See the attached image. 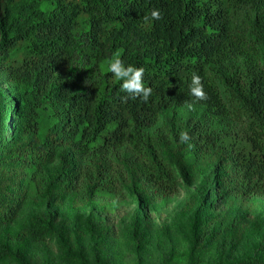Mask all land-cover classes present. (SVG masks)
<instances>
[{
	"label": "trees",
	"instance_id": "16d2710c",
	"mask_svg": "<svg viewBox=\"0 0 264 264\" xmlns=\"http://www.w3.org/2000/svg\"><path fill=\"white\" fill-rule=\"evenodd\" d=\"M153 9L162 19L145 22ZM117 51L125 66L145 69L143 83L152 88L147 102L125 100L122 81L107 71ZM0 73L16 88V97L3 106L0 86V226L14 219L23 188L37 170L60 153L62 169L47 185L48 202L57 203L83 179L88 196L99 198L109 181L108 157L120 159L130 134L136 146H145L147 130L161 118L172 128L173 141L167 143L179 151L181 174L196 154L211 153L216 167L209 189L224 163L230 177L236 176L227 192L264 196V0H0ZM193 73L202 77L207 99L189 111L185 102L194 101ZM220 85L247 114L246 130L229 122ZM11 129L18 138L8 139ZM181 132L189 134L187 142L180 141ZM147 147L154 160L132 163L130 175L145 193H177L173 171L156 161L152 144ZM95 156L104 162L89 178L82 169L74 172L72 158ZM212 202L221 207L217 195ZM51 233L88 264L87 256L73 251L56 212L47 208L32 220L29 234L40 241ZM2 255L6 259L10 251L5 248ZM16 258L30 264L24 253ZM227 264L264 260L251 256Z\"/></svg>",
	"mask_w": 264,
	"mask_h": 264
},
{
	"label": "rangeland",
	"instance_id": "374dc122",
	"mask_svg": "<svg viewBox=\"0 0 264 264\" xmlns=\"http://www.w3.org/2000/svg\"><path fill=\"white\" fill-rule=\"evenodd\" d=\"M259 62L263 66L261 58ZM0 86L6 106L16 97V88L1 73ZM220 88L229 108V122L236 130H246L250 121L244 109L222 85ZM177 113L172 111L170 116ZM169 124L161 118L149 128L145 146H136L130 134L120 150V159L108 157L109 181L99 198L88 196V181L83 179L77 189L68 193L61 190L60 200L50 204L47 185L62 169L61 153L38 169L35 179L23 188L14 219L0 226V264H22L17 253H24L30 264H83L76 254L59 245L57 234L40 241L30 237L32 220L47 208L56 212L58 222H63L70 233L73 251L87 256L88 264H227L251 256L264 260V196L227 192L236 176L230 177L232 171L224 163L209 189L207 182L216 167L211 153L196 154L181 174L176 166L179 151L167 143L173 141ZM17 136L18 131L11 129L8 139ZM150 144L156 151V161L173 171L180 185L177 193H145L144 186L130 175L132 163L140 165L142 161L145 165L154 160L147 147ZM103 160L95 156L91 160L72 158L70 162L74 172L84 170L87 179ZM225 177L229 179L224 184ZM24 180L22 177L19 182ZM213 195H217L221 207L212 202ZM5 248L10 256L3 259Z\"/></svg>",
	"mask_w": 264,
	"mask_h": 264
},
{
	"label": "clouds",
	"instance_id": "9594fccd",
	"mask_svg": "<svg viewBox=\"0 0 264 264\" xmlns=\"http://www.w3.org/2000/svg\"><path fill=\"white\" fill-rule=\"evenodd\" d=\"M162 19V14L159 9H153L151 16H145V22H151ZM107 71L112 73L116 80L122 81L121 91L128 95L124 97L125 100L128 98L136 99L142 98L145 102L148 101L152 94V88L145 87L143 83V76L145 69L143 67H133L132 65L125 66L121 59V52L117 51L107 61ZM189 91L193 102H185V106L189 111L195 110V103L207 99V93L204 91V85L202 77L196 73L192 74L191 82L189 85ZM190 139L187 132L180 133V141L187 142Z\"/></svg>",
	"mask_w": 264,
	"mask_h": 264
}]
</instances>
